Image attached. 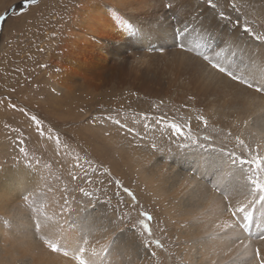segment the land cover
Returning <instances> with one entry per match:
<instances>
[{
  "label": "rangeland",
  "instance_id": "rangeland-1",
  "mask_svg": "<svg viewBox=\"0 0 264 264\" xmlns=\"http://www.w3.org/2000/svg\"><path fill=\"white\" fill-rule=\"evenodd\" d=\"M154 2L158 4L161 0H146L142 8L133 10L131 7L114 8L111 0H37L35 5L27 8L22 7L23 0H0V16L5 17V20L0 21V169H5V174L8 165L12 166L11 171L19 167L13 164L14 159L20 158L19 147L26 148L29 158L36 157L32 166L34 175L26 174L28 186L17 192L12 202H9L10 206L0 207V219L16 211L27 218L29 214L37 215L21 196L25 190L34 193L31 196L33 205L55 203L60 197V190L69 183L68 170L72 169L81 176L87 172L97 182L81 186L100 188L99 182L103 181V187L111 195L118 191L111 182L120 180L135 193L138 207L154 217L151 227L155 238L161 239L163 245L155 249L159 264H248L250 259L252 264H256L252 244L254 251L257 244L262 242L255 235L264 231V227L258 218L254 220L251 210L244 224L247 225L246 231L254 234L251 235V241L242 244L238 239L241 233L231 227L239 217L235 220L228 218L227 213H223L224 197L216 196L217 203L207 208L209 211L204 216L203 228L206 227L209 234L218 229L219 223L230 229H224L225 238L221 234L216 238L210 237L213 250L201 254L200 250L205 249L209 238L200 241L199 238L205 234H197L198 241L192 244L197 238L189 233L194 235L203 228L190 229L195 217L183 215L187 214L182 208L185 201L180 200L179 205L177 201L162 205L159 195L152 192L153 197V194H149L151 191L145 186V175L156 181L153 171L167 166L164 169L169 182L170 171L177 170L190 175L187 165L193 164L201 153L216 160V164H229L227 152L237 142L253 147L261 144L264 142V132L258 129L259 120L255 119L258 115L264 116V96L257 97L255 93L238 89L211 69L205 71L198 66V61L187 58L177 48L163 52L147 51L137 39L125 35L124 29L112 34L94 33L87 29L84 30L86 37L79 34L85 25L83 13L97 5L113 14L116 11L125 23L154 26L159 21L161 27H167L164 10L153 7ZM227 2L241 7L246 13L242 20L248 19L264 27V0ZM196 4L197 0H191L189 11L195 9ZM83 38L86 41H81ZM108 43H116L114 53L107 46ZM163 43L153 40V47L159 49ZM221 47L225 49L222 52L225 61L239 63L242 59L244 63L241 67L246 70L258 71L261 68L256 56L249 59V54L258 52V49L241 52L234 47ZM72 57L81 62L80 67L69 63L68 59ZM68 76L72 77L69 82ZM233 94L241 98L239 108L228 106ZM21 108L25 111H19ZM33 115L42 123L40 130L44 132L43 137L39 136V131L30 119ZM197 115H203L208 124L198 121ZM180 117L190 123L193 139L205 144L178 151L170 143L169 130L165 125L174 119L180 122ZM157 119H161L159 125L156 124ZM116 120L120 123H115ZM184 131L187 133L188 128ZM50 135L52 139H49ZM205 135L210 138L207 142L202 139ZM21 139L24 143L18 144ZM152 143L157 144L158 150L152 149ZM185 143L191 145V141ZM151 160L153 162H149ZM37 161L40 162L38 167L35 164ZM168 182L164 179V184L161 183L159 187L168 188ZM97 194L103 198L102 193ZM214 194L217 195V192ZM124 199H128L126 195ZM161 207L166 211H162ZM178 207L182 213H178ZM24 225H28V221ZM122 227L110 224L107 225V231L97 232V252L103 255L101 246L115 236L112 253L114 264H148L143 254L141 259H136L139 250L131 247L136 238L128 233L121 235ZM9 231H3L0 239V264H31L32 256L27 253L31 252L36 241L29 242L26 247L17 246L14 239L6 235ZM235 243L242 244V252L236 250L238 246ZM39 244L38 256L42 260L46 259L44 264L52 260L61 261L57 258L59 254L51 253ZM117 252L121 253V258L117 257ZM237 253L240 255L237 256ZM129 255L131 259H128ZM235 258L239 261H235Z\"/></svg>",
  "mask_w": 264,
  "mask_h": 264
},
{
  "label": "snow or ice",
  "instance_id": "snow-or-ice-1",
  "mask_svg": "<svg viewBox=\"0 0 264 264\" xmlns=\"http://www.w3.org/2000/svg\"><path fill=\"white\" fill-rule=\"evenodd\" d=\"M36 3L37 0H23L22 7L27 8ZM190 3L191 0H161L158 4L154 2L153 7L164 10L167 27H161L159 21L154 26H137L131 22L121 21L124 34L137 39L150 52L158 50L163 52L177 48L187 58L198 61V66L205 71L211 69L222 80L235 85L238 89L255 93L257 97L264 96V27L248 19L242 20V16H246V13L241 10L240 6L228 3L227 0H197L195 9L192 11L188 9ZM201 16L203 19H200ZM189 17H194V19H189ZM2 20H5L4 16H0V21ZM153 40H160L164 43L158 49L153 47ZM168 41L171 43L168 44ZM221 45L228 48L234 47L241 52L258 49V52L249 54V59H252L253 55L256 56L261 68L258 71L246 70L241 67L244 63L242 59L239 63L225 61L222 57L225 49ZM218 48L220 51H217ZM240 100L238 95L233 94L228 106L239 108ZM12 107L15 106L12 105ZM19 111L24 112L25 110L21 108ZM108 118L111 119V117ZM30 119L39 131V136L43 137L44 132L40 130L42 129L41 121L34 115ZM161 119L156 120L157 125L161 123ZM196 119L203 121L205 125L208 124V120L203 115H197ZM179 121L174 119L165 125L169 130V141L178 151L205 144L197 143L196 139H193L190 123L185 121L184 117H180ZM114 122L120 123L118 120ZM120 127L123 128L125 125H120ZM185 128H188L187 133L184 131ZM128 131L131 132L132 129ZM231 135L232 133L229 132V136ZM49 139H52L51 135ZM202 139L207 142L210 138L205 135ZM56 141L59 144L58 137ZM185 141H191V145ZM17 143L23 144L24 141L21 139ZM151 147L153 150H158L155 143H152ZM237 148L240 149L239 152ZM13 152H16L15 147ZM18 152L20 158L14 159L13 164L34 175L32 166L36 157L29 158L25 147H19ZM227 157L230 165L229 171L223 173L215 182L210 180L209 183L213 191L224 197L223 213H227L233 220L239 217L235 225L231 226L237 228L242 234L238 239L241 242L251 241L252 236L246 231L247 225L244 224L249 210L252 211L254 220L258 218L261 226L264 227V142L255 147L237 142L232 150L227 152ZM39 163V161L35 163L37 167ZM214 166L215 161L206 157L198 166L194 167L189 164V174L196 176L200 167L209 169ZM11 167L8 165L7 170H11ZM74 167H79V165ZM233 170L240 173V186H247L251 192V202L243 208L231 200L226 189L220 187L222 183L234 176ZM4 171L5 169H0V184L5 179ZM68 176L69 183L60 190V197L55 203L33 205L31 196L34 193L31 190L21 193L22 198L29 203L31 211L37 214L29 215L27 218L33 238L37 239L49 252L62 254L67 261L74 262V264H114L112 253L116 237L113 236L101 246L103 255H100L95 249V245L99 243L96 234L100 231H107V225L119 224L123 225L120 229L121 235L128 233L136 238L131 245L132 248L139 250L136 259H141V254H143L148 264H159L158 253L155 249H160L163 245L160 239L155 238L151 227L154 217L138 207L139 201L135 193L125 187L120 180L111 182L115 184L118 191L109 195L107 188L103 187V181L99 182L100 188L81 186L97 183L89 177L87 172L81 176L79 172L69 169ZM252 188H255V191H251ZM97 193H102L103 198ZM125 195L127 200L124 199ZM113 199L116 201L115 204H113ZM255 238L264 242V231L256 234ZM252 252L256 264H264V249L256 247L253 251L252 245ZM117 257L121 258V253L117 252ZM131 258L132 256L129 255L128 259Z\"/></svg>",
  "mask_w": 264,
  "mask_h": 264
},
{
  "label": "bare ground",
  "instance_id": "bare-ground-1",
  "mask_svg": "<svg viewBox=\"0 0 264 264\" xmlns=\"http://www.w3.org/2000/svg\"><path fill=\"white\" fill-rule=\"evenodd\" d=\"M111 2L113 4V7L114 8L115 7H120V6L121 7H124V8L131 7L133 10H135L134 8H142L146 4V0H111ZM116 10H117V8H116ZM109 11L106 10L104 7H102V8L99 7L98 5L90 8V9H87V11H85L83 13V18H82L84 20V22H85L84 23L85 25H84V27L82 26L83 28H81L80 31L83 32L84 30L86 31L87 29H89V31L91 30L94 33L104 32L105 34L106 33L112 34V33H116L117 31H122L124 28H123L122 23H120L121 22V19H120L119 15H118L119 13H117L115 11V14H113L112 12H109ZM85 31H84V33L79 32V34L81 36L86 37ZM90 34H91V32H90ZM99 38H100V36H99ZM90 40H91V37H90ZM81 41H86V40L84 39V40H81ZM88 43H89V41H88ZM115 44L108 43V45H107V46H109V48H111L113 50L112 51L113 53H114V49H116V45ZM89 46H90V44H89ZM98 46H100V45H98ZM68 60H70L69 63L72 66H74V67H77V66L80 67L81 66V62L79 60H77L76 58H73L72 57V58H69ZM71 78H72L71 76L70 77L68 76L67 77V82L71 81ZM255 121H258V125H259V128L258 129H260L261 131L264 132V116L261 117L260 115H258L257 118L255 119ZM255 124H253V125H255ZM201 154H199V156H197L198 158L196 157L194 163L192 164L194 167L195 166H198L200 164V162H202L206 158V156H207V155L205 156V155H201ZM149 157H151V156H149ZM149 162H153V161L151 160ZM226 163L225 162H224V164H219L218 163L219 165L215 163V166L213 168H209V169H205L203 167H200L199 172H198V174L196 176H191V175H188V174H183L181 172H178L177 170L170 171L169 172V175L171 177V180L169 182L167 181V178L165 176L166 171L164 169L167 166H165V167L161 166V168H159V170H156L157 172H155L153 170L150 171V172L153 171L154 174L156 173V175H155L156 176V181H154L152 178L148 177V175H145V178H146V182H145L146 185L145 186L147 187L148 191H151L150 193L148 191H146V192L149 193V194H153L152 192H154L156 195H159V198L158 199H159V201H160V203L162 205H165V203L169 205L170 204V201H177L178 202V205H179V201L180 200H182V201L184 200L185 202H184V205L182 206V208H184V212H186L187 214L184 213L183 215L184 216L189 215L190 217L193 216V218L195 217V219H192L193 221L191 220L192 222L190 224L191 225L190 226V229H191V227L193 229L195 227H197V228H203V222L205 220L204 216L209 211V209H207V208H210L212 205L214 206L217 203V201H216L217 200V197H219L218 194L217 195L214 194L215 191L212 190V187H211L209 181L211 180V181L215 182L223 173L229 171L230 165L229 164H226ZM160 164H162V162H160ZM151 168H153V167H151ZM233 172H234V176L231 179H228L224 183H222L220 185V187L223 188V189H226L228 191L229 197L231 198V200L235 204H239L240 207H243V206H245V205H247L248 203L251 202L250 201L251 192L247 189V186H245V187H241L240 186V181H239V175H240V173L237 170L236 171L233 170ZM26 174H28V173L24 169H22L20 167H17L15 169L13 168L12 171L11 170H9V171L7 170L6 173L3 174V175H5V179H4L3 183L0 184V207L1 208L3 206H10V203L12 202V200L14 199V197L17 195V192L19 193L20 190H22V188L24 186H26V185L28 186ZM164 179H165L166 182H168L170 184H169L168 188H166L164 186L163 189H161L159 186H160L161 183L164 184L163 183ZM207 183H209V184H207ZM252 190L255 191V188L254 189L252 188L251 191ZM179 194L181 195V198L179 197V199H178V195ZM145 195H146V193H145ZM152 196L154 197V194ZM7 197H9V198H7ZM156 197H158V196H156ZM150 200L153 201V199H150ZM159 201H157V202H159ZM258 203L259 202L257 201V204ZM13 204H14V202H13ZM160 205H159V207H160ZM173 205L174 204H172L171 206H173ZM180 207H178V210H179L178 213H182L183 212L180 209ZM164 208H166V207H164ZM161 209H162V207H161ZM162 211H166V210H163L162 209ZM176 212H175V214H178ZM28 214H29V212H28ZM165 214H163V215H165ZM169 215H170V213H169ZM226 216L229 218L228 214ZM1 218H4V219L3 220L0 219L1 220L0 221V230L2 229V231L0 233V239L2 237V232L3 231L10 230L9 233L8 232L6 233V235L8 234V237L9 238H13L14 239L13 241L16 242L17 246L26 247L29 244V242L36 241L35 242V246L33 247V249H31V252L32 253L31 252H28L27 254H29V255L32 256V258H31V262L32 263L31 264H44V261L46 259H43L42 260V259L39 258L40 256H38V251H39L40 244L38 243V241L35 238H34V240H32L33 236H32V233L30 231V228L28 227V225H24V223L26 221H28L27 216H23L22 213H20V211H16V213L15 212H13L11 214L9 213L5 217H1ZM170 218H172V217H170ZM196 219H199V220H196ZM223 219H224V217H223ZM164 221H166V219H164ZM220 221H221V219H220ZM222 225L223 224H220L219 223L218 224V229H216L213 232L211 231L212 234H209L208 233V230H207L206 227H204L201 231H196L194 235H193V233H189V234H191V236H193V238H197L198 237L197 234H203V235L205 234L203 238H199L200 241H202L203 239H205V241H206L207 238H209V240L206 241L205 249L200 250L201 254L205 253L207 250H208V252H209V250H213V248H214L213 241L210 240V237L216 238L218 234H221L223 236L224 231L225 230L228 231L230 229V228H226L227 227L226 225L225 226L223 225V227H224L223 228ZM250 234L253 235L254 233L251 232ZM167 235H169V234H167ZM240 236H241V234L239 235V237ZM167 241H169V240H167ZM196 241H198V238L195 239V240H193L192 241L193 242L192 244H194V242H196ZM176 242H178V241H176ZM209 242H212V243H209ZM243 242H242V244H243ZM172 243H173V241H172ZM235 244L238 246L237 247L238 249H236V250L237 251L240 250L242 252V250H243L242 244L241 243H235ZM252 245L254 246V244H252ZM257 245H258V247H261L262 249H264V242H260ZM206 247H209V248H206ZM96 251H97V249H96ZM246 252H248V251H246ZM250 253H252V252H250ZM43 254H45V253H43ZM59 255L57 256V258L59 260H61L59 263L56 260H52V261H49V262L46 261V262H48V264H74V262L67 261L63 256H59ZM238 255H240V253H237V256ZM44 256H47V255L45 254ZM250 257H252V256H250ZM238 258H235V261H239ZM247 258H249V257H247ZM49 260H51V259H49ZM239 263H241V262H239ZM243 263H245V262H243ZM243 263H241V264H243ZM252 263L253 262L250 259L248 264H252ZM223 264H225V263H223ZM227 264H229V262H227Z\"/></svg>",
  "mask_w": 264,
  "mask_h": 264
}]
</instances>
